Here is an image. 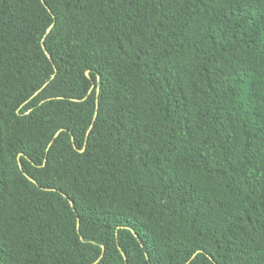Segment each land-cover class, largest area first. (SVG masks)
I'll list each match as a JSON object with an SVG mask.
<instances>
[{
    "label": "trees",
    "instance_id": "16d2710c",
    "mask_svg": "<svg viewBox=\"0 0 264 264\" xmlns=\"http://www.w3.org/2000/svg\"><path fill=\"white\" fill-rule=\"evenodd\" d=\"M0 264H264V0H0Z\"/></svg>",
    "mask_w": 264,
    "mask_h": 264
},
{
    "label": "bare ground",
    "instance_id": "6f19581e",
    "mask_svg": "<svg viewBox=\"0 0 264 264\" xmlns=\"http://www.w3.org/2000/svg\"><path fill=\"white\" fill-rule=\"evenodd\" d=\"M50 29H51V28H50ZM50 29H49V30H50ZM49 30H48V31H49ZM87 74H88V73H87Z\"/></svg>",
    "mask_w": 264,
    "mask_h": 264
}]
</instances>
